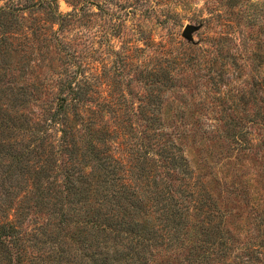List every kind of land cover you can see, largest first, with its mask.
Masks as SVG:
<instances>
[{"label": "trees", "instance_id": "16d2710c", "mask_svg": "<svg viewBox=\"0 0 264 264\" xmlns=\"http://www.w3.org/2000/svg\"><path fill=\"white\" fill-rule=\"evenodd\" d=\"M67 1L79 12L92 0ZM228 1L237 8L238 0ZM55 2L0 0V264H153L189 239L190 200L208 215L201 228L191 227L200 229L194 241L204 255L213 245L224 255L229 238L211 239L210 199L190 185L184 156L158 131L160 94H146L134 110L125 94L92 98L83 83L69 81L56 83L60 92L42 100L50 85L20 78L33 45L46 48L41 36L48 27L35 13L55 19L57 30L76 14L59 13ZM23 12L34 14V43L18 24ZM147 73L149 88L168 78L158 63ZM262 85L264 72L238 97L218 95L230 102L224 123L230 135L240 137L238 106L253 103ZM253 116L264 125V104ZM172 178L182 181L173 187Z\"/></svg>", "mask_w": 264, "mask_h": 264}, {"label": "rangeland", "instance_id": "374dc122", "mask_svg": "<svg viewBox=\"0 0 264 264\" xmlns=\"http://www.w3.org/2000/svg\"><path fill=\"white\" fill-rule=\"evenodd\" d=\"M231 3L92 0L78 12L69 1L56 0L59 13L76 11L60 30L55 19L35 13L48 27L41 36L46 48L33 45L20 78L50 85L42 100L60 92L56 83L69 81L83 83L84 94L92 98L125 94L134 110L146 94H160L158 131L184 156L190 185L211 201V239L216 242L220 233L229 238L224 255L217 245L204 255L193 235L200 229L192 228H201L199 220L208 215L196 204L192 208L190 200L189 239L185 236L182 246L156 256L153 264H264V125L253 121L264 104V85L254 92L253 103L238 106L237 138L224 124L230 118V102L218 97L228 92L236 98L239 88L248 90L253 79L263 76L264 0H238L237 8ZM33 16L21 13L18 24L34 43ZM185 26L187 34L182 32ZM225 31L226 39L219 40ZM215 51L219 53L213 65ZM174 54L182 60L172 62ZM156 63L164 66L168 78L149 88L147 71ZM180 181L172 178L170 183L176 187Z\"/></svg>", "mask_w": 264, "mask_h": 264}, {"label": "water", "instance_id": "95a60500", "mask_svg": "<svg viewBox=\"0 0 264 264\" xmlns=\"http://www.w3.org/2000/svg\"><path fill=\"white\" fill-rule=\"evenodd\" d=\"M188 31H189V28H188V26H185V28L183 29V34H187L188 33Z\"/></svg>", "mask_w": 264, "mask_h": 264}]
</instances>
